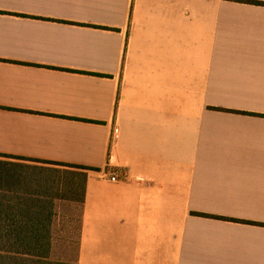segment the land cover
Returning <instances> with one entry per match:
<instances>
[{"label": "crops", "instance_id": "crops-1", "mask_svg": "<svg viewBox=\"0 0 264 264\" xmlns=\"http://www.w3.org/2000/svg\"><path fill=\"white\" fill-rule=\"evenodd\" d=\"M0 155L89 168L52 260L264 264V4L0 0Z\"/></svg>", "mask_w": 264, "mask_h": 264}, {"label": "trees", "instance_id": "trees-1", "mask_svg": "<svg viewBox=\"0 0 264 264\" xmlns=\"http://www.w3.org/2000/svg\"><path fill=\"white\" fill-rule=\"evenodd\" d=\"M237 1L264 4L257 0ZM39 162L53 166L0 160V264H74L50 259L52 222L56 215L54 201L62 199L82 203L89 168L52 161ZM230 220L264 226V223Z\"/></svg>", "mask_w": 264, "mask_h": 264}, {"label": "rangeland", "instance_id": "rangeland-1", "mask_svg": "<svg viewBox=\"0 0 264 264\" xmlns=\"http://www.w3.org/2000/svg\"><path fill=\"white\" fill-rule=\"evenodd\" d=\"M73 203L80 204L78 202H73ZM67 212L68 214H65L63 211L61 212L60 216H64V219H63V222L60 221L58 229L60 231L63 230L65 233L71 231L72 234L74 235V233L78 229L79 210L77 206L73 205L72 208Z\"/></svg>", "mask_w": 264, "mask_h": 264}, {"label": "built area", "instance_id": "built-area-1", "mask_svg": "<svg viewBox=\"0 0 264 264\" xmlns=\"http://www.w3.org/2000/svg\"><path fill=\"white\" fill-rule=\"evenodd\" d=\"M109 176H110V180L114 182V181L117 180V176H118V174H117L116 171H112V172L109 174Z\"/></svg>", "mask_w": 264, "mask_h": 264}]
</instances>
